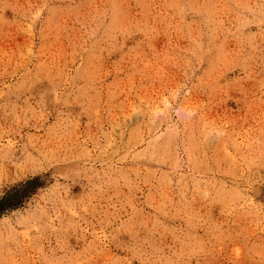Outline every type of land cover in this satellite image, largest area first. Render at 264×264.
<instances>
[{"label":"rangeland","instance_id":"obj_1","mask_svg":"<svg viewBox=\"0 0 264 264\" xmlns=\"http://www.w3.org/2000/svg\"><path fill=\"white\" fill-rule=\"evenodd\" d=\"M0 264H264V0H0Z\"/></svg>","mask_w":264,"mask_h":264},{"label":"trees","instance_id":"obj_2","mask_svg":"<svg viewBox=\"0 0 264 264\" xmlns=\"http://www.w3.org/2000/svg\"><path fill=\"white\" fill-rule=\"evenodd\" d=\"M38 179H32L24 184H20L7 192L0 198V218L11 210H15L21 206L23 200L31 195L38 188Z\"/></svg>","mask_w":264,"mask_h":264}]
</instances>
